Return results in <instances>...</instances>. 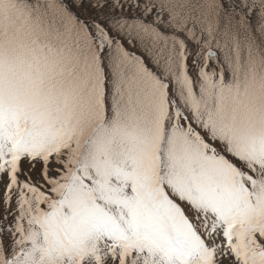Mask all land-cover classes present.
<instances>
[{"label":"snow or ice","instance_id":"obj_1","mask_svg":"<svg viewBox=\"0 0 264 264\" xmlns=\"http://www.w3.org/2000/svg\"><path fill=\"white\" fill-rule=\"evenodd\" d=\"M0 264H264V0H0Z\"/></svg>","mask_w":264,"mask_h":264}]
</instances>
